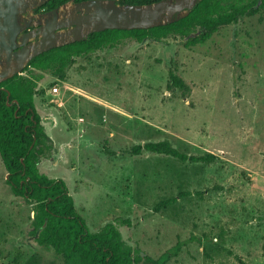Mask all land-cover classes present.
<instances>
[{
  "label": "rangeland",
  "instance_id": "1",
  "mask_svg": "<svg viewBox=\"0 0 264 264\" xmlns=\"http://www.w3.org/2000/svg\"><path fill=\"white\" fill-rule=\"evenodd\" d=\"M184 42L129 39L77 58L64 81L43 73L35 103L53 151L40 170L67 183L90 231L114 223L142 255L264 264V10ZM171 70L189 90L168 88ZM160 141L216 160L135 152ZM7 176L0 161V264H64L36 243L33 205Z\"/></svg>",
  "mask_w": 264,
  "mask_h": 264
},
{
  "label": "trees",
  "instance_id": "2",
  "mask_svg": "<svg viewBox=\"0 0 264 264\" xmlns=\"http://www.w3.org/2000/svg\"><path fill=\"white\" fill-rule=\"evenodd\" d=\"M71 1L49 0L42 7L57 9ZM83 1L87 0H74ZM115 1L119 5H148L161 0ZM263 10L264 0H200L187 16L165 26L149 30H106L47 51L32 59L22 74L0 84V161L13 195L33 205L32 235L39 246L54 250L64 264H168L172 259L168 252L158 259L142 255L126 244L114 223L90 231L75 206L67 183L41 172V161L53 151V143L35 103L43 73L64 81L77 58L113 48L129 39L159 42L172 37L186 40V48L204 45L221 27L236 25L243 18L253 17ZM168 88L189 90L175 70L170 72ZM142 151L184 163L209 164L216 160L213 154L189 156L169 141L148 142L135 148L137 154ZM173 203L172 200L167 205Z\"/></svg>",
  "mask_w": 264,
  "mask_h": 264
},
{
  "label": "water",
  "instance_id": "3",
  "mask_svg": "<svg viewBox=\"0 0 264 264\" xmlns=\"http://www.w3.org/2000/svg\"><path fill=\"white\" fill-rule=\"evenodd\" d=\"M48 1L0 0V84L22 74L32 59L47 51L106 30L165 26L187 16L200 0H161L148 5L72 0L51 13L34 16ZM32 27L37 29L24 33Z\"/></svg>",
  "mask_w": 264,
  "mask_h": 264
},
{
  "label": "flooded vegetation",
  "instance_id": "4",
  "mask_svg": "<svg viewBox=\"0 0 264 264\" xmlns=\"http://www.w3.org/2000/svg\"><path fill=\"white\" fill-rule=\"evenodd\" d=\"M53 10H55V8L54 9H47V8H43L42 6L41 7H39L36 11H35V13H34V16H39V15H46V14H48V13H51ZM29 22V17H28V14L26 15V23H28ZM31 23H32V21H31ZM35 29H37V28H29V29H27V30H25L24 31V33H28V32H31V31H33V30H35Z\"/></svg>",
  "mask_w": 264,
  "mask_h": 264
},
{
  "label": "built area",
  "instance_id": "5",
  "mask_svg": "<svg viewBox=\"0 0 264 264\" xmlns=\"http://www.w3.org/2000/svg\"><path fill=\"white\" fill-rule=\"evenodd\" d=\"M54 93H58V89L57 88H54Z\"/></svg>",
  "mask_w": 264,
  "mask_h": 264
}]
</instances>
